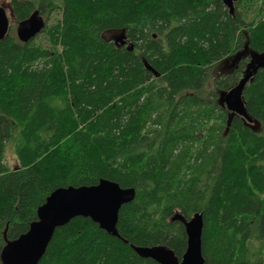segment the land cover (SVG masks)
<instances>
[{"label": "trees", "instance_id": "16d2710c", "mask_svg": "<svg viewBox=\"0 0 264 264\" xmlns=\"http://www.w3.org/2000/svg\"><path fill=\"white\" fill-rule=\"evenodd\" d=\"M8 8L0 264L53 192L101 180L136 191L120 209L119 237L77 217L55 231L38 264H158L134 250L155 246L181 260L187 235L171 221L176 213L203 215L204 264H264V70L244 91L258 131L219 104L244 63L214 74L246 43L264 52V0H237L233 14L222 0H9ZM34 11L48 47L39 36L28 43L16 36V24ZM109 31L124 32L134 49L106 41Z\"/></svg>", "mask_w": 264, "mask_h": 264}, {"label": "water", "instance_id": "95a60500", "mask_svg": "<svg viewBox=\"0 0 264 264\" xmlns=\"http://www.w3.org/2000/svg\"><path fill=\"white\" fill-rule=\"evenodd\" d=\"M234 13V4L237 0H222ZM45 29V22L38 11H34L29 18L18 23L16 34L23 43H28ZM10 30V19L7 10L0 5V42L5 39ZM124 32L119 36L122 45L126 44ZM133 50V45L128 46ZM250 54L245 75L238 84L228 92H221L219 103L232 115L241 116L250 123L243 93L253 76L264 69V52L257 53L250 49L249 43L235 55L240 58ZM145 66L156 77L158 73L149 64ZM136 191L133 188L123 189L117 183L101 180L98 185L92 187L58 189L49 196L46 203L38 211V220L31 224L27 233L17 240L9 243L2 252L4 264H38L46 253L49 243L55 231L67 225L72 219L83 217L92 220L100 229L111 236L119 237L117 223L119 212L123 205L135 199ZM172 222H181L187 235V249L182 259L179 260L174 252L165 246L134 247L135 252L144 259H151L158 264H204L202 255V233L204 227L203 215L195 214L187 220L181 214L176 213Z\"/></svg>", "mask_w": 264, "mask_h": 264}, {"label": "rangeland", "instance_id": "374dc122", "mask_svg": "<svg viewBox=\"0 0 264 264\" xmlns=\"http://www.w3.org/2000/svg\"><path fill=\"white\" fill-rule=\"evenodd\" d=\"M8 3H9V0H6V4L4 2L1 3L2 6H4L7 10V13L9 16H11L10 14V10L8 8ZM11 21H12V18H11ZM52 21H50L49 23H51ZM13 26V24H12ZM15 31H16V27H15ZM117 37V33L116 32H107L104 34V38L105 39H109V40H113ZM47 38L45 37V34L42 33L41 35H39V37L37 38V43H40L42 44L43 46L45 47H48L49 44L48 42L46 41ZM230 63V60H227L225 61L223 64H221L220 66H217L215 67L214 69V74L216 75V77H220L222 76V74L224 73H227V72H230L226 67L227 65ZM232 70H236L235 68H233ZM5 163L6 165L10 168V169H16L19 164H18V161H17V158H16V154H15V151H14V148L12 146H9L7 147L6 149V152H5Z\"/></svg>", "mask_w": 264, "mask_h": 264}, {"label": "flooded vegetation", "instance_id": "af4514ba", "mask_svg": "<svg viewBox=\"0 0 264 264\" xmlns=\"http://www.w3.org/2000/svg\"><path fill=\"white\" fill-rule=\"evenodd\" d=\"M113 43H115L116 45H119L120 47L122 46L121 45V42L118 40V38L116 37L115 39H114V41H112ZM118 43V44H117ZM230 60V63L227 65V69L231 72V71H233L232 69L233 68H235V69H240V67H241V63L243 62L244 64H243V66L245 67L244 69H243V72L241 71V73H242V75H244L245 73V70H246V68H247V66H248V64H249V62L251 61V55L250 54H246V55H243V56H241L240 58H235V57H232V58H230L229 59ZM242 69V68H241ZM229 72H227V73H224V74H222L221 73V75H226V74H228ZM219 77V76H218ZM253 125L251 124V125H248L246 122H245V124L247 125V126H251V127H254V129L255 130H257V129H260L261 128V126H260V124L257 122V121H255L254 119H253ZM254 124H255V126H254Z\"/></svg>", "mask_w": 264, "mask_h": 264}]
</instances>
